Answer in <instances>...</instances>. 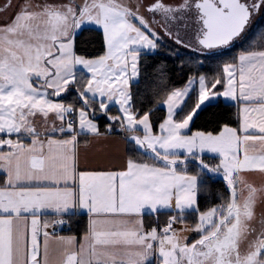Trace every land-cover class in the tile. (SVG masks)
Wrapping results in <instances>:
<instances>
[{
    "label": "snow or ice",
    "instance_id": "obj_1",
    "mask_svg": "<svg viewBox=\"0 0 264 264\" xmlns=\"http://www.w3.org/2000/svg\"><path fill=\"white\" fill-rule=\"evenodd\" d=\"M0 264H264V0H0Z\"/></svg>",
    "mask_w": 264,
    "mask_h": 264
},
{
    "label": "trees",
    "instance_id": "obj_2",
    "mask_svg": "<svg viewBox=\"0 0 264 264\" xmlns=\"http://www.w3.org/2000/svg\"><path fill=\"white\" fill-rule=\"evenodd\" d=\"M91 39H92L91 34H89V33H85L84 36L81 37V42H82L83 46H85V47H89V46H90L89 42H90ZM204 121H205V118L202 117L201 120L197 122V126L200 127L201 129H203V127H205V123H204ZM207 127L211 128L210 125L207 126ZM194 130H195V129H194ZM67 233H68V232H67Z\"/></svg>",
    "mask_w": 264,
    "mask_h": 264
},
{
    "label": "built area",
    "instance_id": "obj_3",
    "mask_svg": "<svg viewBox=\"0 0 264 264\" xmlns=\"http://www.w3.org/2000/svg\"><path fill=\"white\" fill-rule=\"evenodd\" d=\"M68 231H67V229H63V230H61V234H65V233H67Z\"/></svg>",
    "mask_w": 264,
    "mask_h": 264
},
{
    "label": "crops",
    "instance_id": "obj_4",
    "mask_svg": "<svg viewBox=\"0 0 264 264\" xmlns=\"http://www.w3.org/2000/svg\"><path fill=\"white\" fill-rule=\"evenodd\" d=\"M65 234H68V233H65Z\"/></svg>",
    "mask_w": 264,
    "mask_h": 264
}]
</instances>
